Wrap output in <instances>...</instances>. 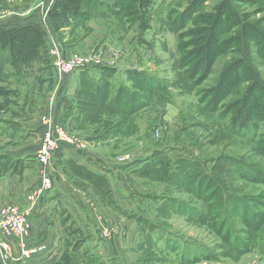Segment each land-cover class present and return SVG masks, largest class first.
Returning a JSON list of instances; mask_svg holds the SVG:
<instances>
[{
  "label": "trees",
  "instance_id": "obj_1",
  "mask_svg": "<svg viewBox=\"0 0 264 264\" xmlns=\"http://www.w3.org/2000/svg\"><path fill=\"white\" fill-rule=\"evenodd\" d=\"M207 1L189 0L186 6L178 4L177 8L184 10L176 18L169 16L172 21L169 20V30L180 34L178 53L182 59L179 58L175 66L179 72L178 87L184 94L196 93L197 87L214 74L217 62L232 57L219 70L210 87L201 92L200 114L208 123L204 128L211 127L212 142L240 140L251 145L254 154L235 157L223 153L202 162L196 153L181 155L175 149H160L145 162L132 164H141L136 171L141 176L184 191L205 205L202 213L172 197L165 202L162 213L174 210L175 214L185 215L190 221L209 228L221 240L227 257L239 259L259 249L264 258V17L256 18L258 13L264 15V0H218L212 9L206 7ZM148 2L150 0H55L47 14L37 8L28 16L14 14L0 19V61L4 54L8 56L7 64H0V75L6 73L7 65L18 70L23 61L29 62V57H23V51L30 39L34 44L47 42L64 28H71L72 34L79 22V27L85 28L93 19L109 18L116 21L121 31L134 30L142 37L152 27L153 17L146 14ZM243 4L254 9L245 10ZM191 21L195 26L189 31L191 41L185 44L182 43L186 36L183 31ZM65 36L61 34L62 38ZM70 47H73L71 42L64 48L61 46L63 57L70 56ZM83 72H96L102 80L83 83L79 90L81 99H77L81 102L79 115L83 123L97 130L87 137L90 143L107 142L116 136V131L128 136L132 131L126 126L132 124L129 119L148 107L153 99L159 103L162 91L169 92L165 91L163 81H152L145 75H140L145 81L133 83L132 88L121 86L114 91L107 80L114 73L111 68L94 66ZM200 74L199 81H195ZM62 79L53 109L57 125L60 124L58 112L71 103L66 96L68 86L64 84L69 81L68 76ZM147 97H150L148 101ZM65 146L69 145L60 143L54 154L55 167ZM85 173L95 188L106 182L93 172L85 170ZM239 182L263 189L258 193L246 192Z\"/></svg>",
  "mask_w": 264,
  "mask_h": 264
},
{
  "label": "rangeland",
  "instance_id": "obj_2",
  "mask_svg": "<svg viewBox=\"0 0 264 264\" xmlns=\"http://www.w3.org/2000/svg\"><path fill=\"white\" fill-rule=\"evenodd\" d=\"M54 1L55 0H0V19L14 14L28 16L37 8L43 9L44 13L47 14L51 3ZM188 1L189 0H150V2L147 3L148 9L146 14L152 15L153 17L151 23L152 30L142 37H139L134 30L127 34H123L124 31H121L117 26L114 30V26L109 20L107 23L105 21L99 22L96 20L93 21L91 24L92 26L88 29L86 28V30L79 27V22L73 28L75 31H73L72 34H70L71 28H64L69 30L68 34H65L66 36L63 38L61 34L65 32L61 30L60 34L58 33L56 37H50L47 42L38 41L34 44L30 39L25 44V52L23 51V57H29V62L22 60V66L18 70L12 69L7 65L6 73L0 75V81H25L26 84L12 90V96L8 97V94H6L5 97L1 96L0 99L4 102H13L18 107L16 111H28V115L35 116L36 120L44 127L41 120L49 117V115L53 122H55L53 109L59 89H61V86L58 87L57 83L58 81H63L62 78L64 76H68L70 81V87L66 92V96L68 95V99L73 100V102L70 103L73 108L66 109L65 112L68 110L67 115L75 116L77 112H80V109H82L79 107L81 104L80 100L77 102V99H81L80 91H78L81 89L80 86L86 81H91V79L102 81L100 80L99 74L96 72H88L85 74L83 71L86 69L94 66L111 68L114 73H112L107 80L110 82L114 91L121 86L132 88L133 83L135 84L136 82L139 84L141 81H145V79L140 76L145 75L152 81H163L166 86L165 91L169 90V92L167 91V94L164 91L161 92L159 100L162 101V103H160V101L158 103L157 99H153L148 107L138 112L135 117L129 119L132 120V124L129 123V125L126 126L132 131L128 136H121L120 133L116 131V136H113V138L110 137L111 140L106 142L110 144L108 147H111L110 151L112 158L109 159V162L112 164V169L114 171H117L118 168L123 170V167H126L124 164H118L116 161L121 155H130L132 160L131 163L134 164L136 161L145 162L148 156H152V154L162 148L164 150L175 149L177 150L176 153L181 155H188L190 153L199 154L200 158H202V162L212 160L223 153L235 157L253 155L252 146L240 140L233 139V143L230 141L222 143L212 142L213 132L211 131V127L204 128V124L208 123L206 118L200 114V106L198 103L201 98V92L210 87L211 83L218 77L217 73H219V70L226 61L229 59L231 60L232 57L219 60L214 74L197 87L196 93L192 95L184 94L181 88L178 87L179 72L175 69V66L176 63L179 62V58L182 59V56L178 53L180 34L176 35L169 30V25L172 23L169 16H171V19H173L174 16L176 18L178 13L184 10L183 8L178 9L177 5L186 6ZM206 3V7L209 9L211 7L212 9L216 7L219 1L208 0ZM242 7L248 11L254 9L253 6L247 4H243ZM263 17L264 15L261 13H258L256 16L257 19H262ZM113 23H115V21ZM194 26L195 23L192 21L185 26L183 34L187 37L183 36L182 43L188 44L191 41L188 35L189 31H191ZM111 29H113V32H111ZM70 42L73 47L69 49L70 56L65 58L62 55L61 46L64 48V45L66 43L69 45ZM189 50L190 49L186 51ZM91 54L102 55L105 65H93L86 69L63 72L62 74L57 71L59 59L70 60L74 56L89 57ZM7 59L8 56L4 54L2 56V62L7 64ZM2 62L0 61V64H2ZM201 75L202 74H200L195 81H199ZM107 80L103 79V81ZM73 81H75L74 85H72ZM77 81H79L78 89L75 90ZM2 91L3 89H0V95ZM69 95L71 97L74 95V97L69 98ZM162 97L163 99H161ZM147 98L148 101L150 97ZM21 100L22 102H26V106L24 105L25 110L22 108L23 103ZM2 110L3 107L0 108V112ZM58 125L64 129H68L72 134L82 139L84 138L86 141L88 140L87 137L93 136L97 131L94 130L92 126L89 127L86 123H82V121H72L71 123L69 119L64 121L61 119ZM132 127L134 128L132 129ZM73 129L75 131H73ZM157 131L161 135L160 139L156 138ZM171 140L174 142L171 143ZM42 141L43 137L40 142L38 140L37 143L42 144ZM52 167L54 176L57 172L55 170V163H52ZM238 185L245 189L246 192L258 193L263 189L262 186L255 188L253 185L249 186L244 182H239ZM175 191V189H171L167 185L164 186L162 184H153L150 187V193H163L166 197V193H168L169 196H173L172 192H174V197L183 201L184 195L182 192L177 193ZM184 199L187 203L203 213L205 208L204 203L196 201L192 196L188 198L186 195ZM124 201H126V199ZM123 204L124 203H122V205ZM156 204H154L153 201H149L144 205V210H146L144 217L147 218L150 223H153L151 226H158L157 231H152L150 224L148 225V229L144 230V264H181L179 262L183 259L184 252H186V264H264V258L261 256L259 249L243 254L239 259L227 257L221 240L209 228L201 226L195 221H187L175 215L173 210L166 211L159 217L157 216L160 219L162 218L158 220L156 217L157 212L155 211ZM102 211L103 210L100 209L97 203H94L90 211V214H92L96 220L98 229L101 230L100 224L102 223L107 226L111 225L115 230L110 239H105L102 236L103 239L111 240L117 235L120 241H123L127 233H125V230L124 232H122L123 230L121 231L119 221L117 220V213L114 214L112 212L111 215L109 214L110 216L104 217L100 214ZM141 214L138 215L140 216ZM187 222H190V224ZM133 230L134 228L130 227V235ZM169 237H174V244H172V246L166 243ZM135 241L134 237V240H132L133 243L131 244L129 239H127L126 242H122L125 243L123 244L124 248H120V250L122 249L120 262L116 264H134L137 257L142 255V252L139 251V247H137L138 256L135 255ZM172 247L174 250H172ZM89 249L91 250V247H89ZM92 258H95V256ZM103 263L104 262L99 261L98 258L93 259L92 262V264Z\"/></svg>",
  "mask_w": 264,
  "mask_h": 264
},
{
  "label": "crops",
  "instance_id": "obj_3",
  "mask_svg": "<svg viewBox=\"0 0 264 264\" xmlns=\"http://www.w3.org/2000/svg\"><path fill=\"white\" fill-rule=\"evenodd\" d=\"M96 20L106 23L109 20L112 22L114 30L116 29V21L113 23V19L109 18L93 19L85 28L81 29H88ZM68 30L62 29V32L68 34ZM129 32L124 31L123 34ZM65 82L69 89L70 81H64V84ZM62 83V81H58V87ZM23 84H26L25 81H0V89H3L0 97H5L6 94L8 97L12 96V90ZM78 84L79 81L76 83L75 90L78 89ZM73 97L74 95L69 98ZM69 101L73 102L70 99ZM22 103V108L25 110L26 102ZM2 107L3 110L0 112V208L5 205H16L22 210H29L31 230L26 238V243L30 247L41 245L47 247L45 252L35 255L26 264H92L95 258L105 264H116L120 262L122 253L120 248H124L123 244L125 243L122 242L129 239L131 244L134 237L136 240L135 255L138 252L137 247L142 252L134 264H144V230L148 229L149 224L152 231L158 229V226H151L153 223L144 217L146 213L144 205L149 201L157 203L155 211L157 212L156 217H159L162 214V209L166 208L164 206H166L167 199L175 198L174 192H172L173 196L166 193V197L163 193H150L151 185L160 183L153 182L136 172L141 168V164L133 165L131 161L127 163L128 165L124 164L126 167H123V170L118 168L117 171H114L109 162V159L112 158L111 147H108L110 144L106 142L90 143L83 138L88 144L89 152H81L74 147L65 146L60 151L57 161V172L53 176V189L47 192L35 207H31L27 200V194L38 182L39 165L36 163V153L41 144L37 142L38 140L40 142L44 136V128L35 116L28 115V111H16L18 107L13 102L1 100L0 108ZM72 108L71 105L64 106L57 114L58 122H61V119L63 121L69 119L71 123L72 121H82L83 123L84 121L79 115L80 112H77L75 116L67 115L68 110L66 112L65 110ZM73 131L75 130L73 129ZM91 155L93 159L90 157ZM78 167H83L84 170L79 171ZM85 170L93 172L106 182L95 188L94 182L88 178ZM162 185L165 186V184ZM175 192L181 193L180 191ZM182 194L184 195L183 202L186 203L184 197L187 195L190 198L191 196L184 191ZM125 199L126 201H124ZM94 203L99 204L100 209L103 210L100 214L104 217L110 216L112 212L117 213L120 229L127 233L123 241H120L117 235L111 240L103 239L94 216L90 214ZM122 203L124 204L122 205ZM175 215L189 221L185 215ZM187 223L190 224V222ZM130 227L134 228L131 235ZM173 239L174 237H169L166 243L172 246ZM14 249L19 254L16 245H14ZM172 250H174L173 247ZM185 253L179 262L181 264H186ZM93 256L95 258H92Z\"/></svg>",
  "mask_w": 264,
  "mask_h": 264
},
{
  "label": "built area",
  "instance_id": "obj_4",
  "mask_svg": "<svg viewBox=\"0 0 264 264\" xmlns=\"http://www.w3.org/2000/svg\"><path fill=\"white\" fill-rule=\"evenodd\" d=\"M93 65H105L102 55L91 54L89 57L74 56L70 60L59 59L58 69H56L62 74L63 72L86 69ZM41 123L45 128V133L40 149L36 153V162L40 165L39 180L27 194V200L31 207H35L40 199L53 189L54 170L52 163L60 143H65L82 152H89L88 144L84 139L55 124L50 115L42 119ZM156 138H161L158 131ZM116 161L118 164H127L132 160L130 155H123L119 156ZM29 216V210H22L16 205H5L0 208V264H13L15 262L26 264L35 255L46 251L47 247L44 245L30 247L26 243V238L31 230ZM100 225L102 236L105 239H110L115 232L114 228L102 223ZM14 245L18 247L19 254L15 252Z\"/></svg>",
  "mask_w": 264,
  "mask_h": 264
}]
</instances>
